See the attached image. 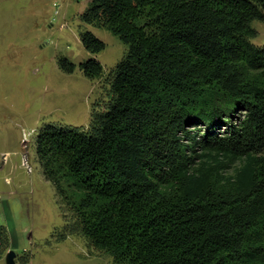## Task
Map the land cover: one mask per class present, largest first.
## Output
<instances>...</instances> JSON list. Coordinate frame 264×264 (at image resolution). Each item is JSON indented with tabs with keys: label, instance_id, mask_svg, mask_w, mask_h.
Masks as SVG:
<instances>
[{
	"label": "trees",
	"instance_id": "trees-1",
	"mask_svg": "<svg viewBox=\"0 0 264 264\" xmlns=\"http://www.w3.org/2000/svg\"><path fill=\"white\" fill-rule=\"evenodd\" d=\"M81 19L128 52L88 128L38 134L64 221L53 238L80 235L114 264H264V47L253 43L264 0H89ZM80 39L106 48L90 31ZM79 68L105 72L95 57Z\"/></svg>",
	"mask_w": 264,
	"mask_h": 264
},
{
	"label": "rangeland",
	"instance_id": "rangeland-1",
	"mask_svg": "<svg viewBox=\"0 0 264 264\" xmlns=\"http://www.w3.org/2000/svg\"><path fill=\"white\" fill-rule=\"evenodd\" d=\"M88 6L89 0H0V229H7L8 251H15L19 264L30 257V264H114L80 235L53 240L63 216L35 151L45 123L88 128L94 106L103 108L111 97L112 69L128 52L111 31L83 23ZM253 26V43L264 47V22ZM83 31L106 48L87 51ZM59 57L77 65L74 73L60 69ZM93 57L105 71L96 80L79 68Z\"/></svg>",
	"mask_w": 264,
	"mask_h": 264
},
{
	"label": "crops",
	"instance_id": "crops-1",
	"mask_svg": "<svg viewBox=\"0 0 264 264\" xmlns=\"http://www.w3.org/2000/svg\"><path fill=\"white\" fill-rule=\"evenodd\" d=\"M46 179V178H45ZM1 217V216H0ZM1 221H2V219H1ZM2 223V222H1ZM3 227V226H2ZM9 236V235H8ZM72 236V235H71ZM70 237V236H69ZM53 240H55L54 238H53ZM65 241V240H64ZM61 242H63V241H61ZM61 242H58V243H61ZM9 245H10V241H9ZM8 249H9V247L7 248V249H0V260H2L1 259V257L2 256H5V255H7V253L9 252L8 251ZM16 261H17V263H18V260H17V258H16ZM30 262H31V257L30 258H27V259H23V264H30ZM5 264H6V257H5ZM19 264V263H18Z\"/></svg>",
	"mask_w": 264,
	"mask_h": 264
},
{
	"label": "water",
	"instance_id": "water-1",
	"mask_svg": "<svg viewBox=\"0 0 264 264\" xmlns=\"http://www.w3.org/2000/svg\"><path fill=\"white\" fill-rule=\"evenodd\" d=\"M17 254L15 251L10 250L6 255V264H18L16 261Z\"/></svg>",
	"mask_w": 264,
	"mask_h": 264
},
{
	"label": "built area",
	"instance_id": "built-area-1",
	"mask_svg": "<svg viewBox=\"0 0 264 264\" xmlns=\"http://www.w3.org/2000/svg\"><path fill=\"white\" fill-rule=\"evenodd\" d=\"M1 221V220H0ZM0 225H1V222H0Z\"/></svg>",
	"mask_w": 264,
	"mask_h": 264
}]
</instances>
